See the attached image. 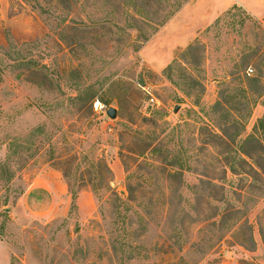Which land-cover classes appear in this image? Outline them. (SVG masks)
<instances>
[{
  "label": "rangeland",
  "instance_id": "374dc122",
  "mask_svg": "<svg viewBox=\"0 0 264 264\" xmlns=\"http://www.w3.org/2000/svg\"><path fill=\"white\" fill-rule=\"evenodd\" d=\"M251 136L264 0H0V264H264Z\"/></svg>",
  "mask_w": 264,
  "mask_h": 264
},
{
  "label": "trees",
  "instance_id": "16d2710c",
  "mask_svg": "<svg viewBox=\"0 0 264 264\" xmlns=\"http://www.w3.org/2000/svg\"><path fill=\"white\" fill-rule=\"evenodd\" d=\"M220 105V104H219ZM216 136V135H215ZM252 142H255L257 143L258 146H260L261 148L264 147V140H261V139H257L255 136H251L249 137L248 139H246L244 142H243V146H245V144L247 145L248 143H252ZM241 154L239 155V159L241 161V164L237 165L236 163H231L229 164V167H230V170L232 171L233 174H238L239 171H241L242 173H245V174H248V175H251L249 174V172H246L245 170H243V166L246 165L248 166L249 169H251V171H253L255 174L257 175H260L259 171L257 170L260 169V171L262 170V166L261 164L258 162V160L255 158V156L245 150L244 148H242ZM249 160H252V163L249 161ZM244 164V165H243ZM240 169V170H239ZM263 171V170H262Z\"/></svg>",
  "mask_w": 264,
  "mask_h": 264
},
{
  "label": "water",
  "instance_id": "95a60500",
  "mask_svg": "<svg viewBox=\"0 0 264 264\" xmlns=\"http://www.w3.org/2000/svg\"><path fill=\"white\" fill-rule=\"evenodd\" d=\"M108 116L112 119L116 118L117 112L115 109L111 108L108 112H107Z\"/></svg>",
  "mask_w": 264,
  "mask_h": 264
},
{
  "label": "built area",
  "instance_id": "2783aa9c",
  "mask_svg": "<svg viewBox=\"0 0 264 264\" xmlns=\"http://www.w3.org/2000/svg\"><path fill=\"white\" fill-rule=\"evenodd\" d=\"M249 72H252V70H249ZM248 75L250 76V73H248Z\"/></svg>",
  "mask_w": 264,
  "mask_h": 264
}]
</instances>
